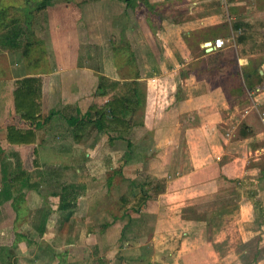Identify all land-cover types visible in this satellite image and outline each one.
Here are the masks:
<instances>
[{
	"label": "crops",
	"instance_id": "obj_1",
	"mask_svg": "<svg viewBox=\"0 0 264 264\" xmlns=\"http://www.w3.org/2000/svg\"><path fill=\"white\" fill-rule=\"evenodd\" d=\"M69 2L71 4H68V13H72V17L69 16L70 21L67 24L68 37L60 31L65 22H58L59 26L41 22L45 27L48 25V33H44L45 29L40 26V32L34 33V38L43 42L46 52L41 64L27 67L20 51L7 48H3V51L0 46V55L6 58L4 66L0 64V150L21 151L24 167L32 172L35 179H39L37 171L40 172L44 164L51 165L54 169L67 166L58 175H61L60 177H51L47 182H42L41 192L28 190L16 197L14 203L12 199L0 203V235L5 234L9 227L14 234H21L22 238L25 237L36 247L33 253L20 252L23 256H19L12 249V237H7V243L3 242L0 246H8L14 251L12 264H100L101 257L96 260L92 257L89 260L83 255L87 248L89 250L92 248L95 253L99 252L96 241L93 243L94 246L88 242L89 239L86 237L90 234L101 236L107 243V249L109 246H115L114 249L117 247L118 238L124 227V223L117 225L118 221L123 220L118 215V198H114L110 204L112 210L108 208L109 201L104 203V198H97L92 194L91 176L93 172L98 173L103 167L101 162H98L99 157H104L107 161L109 157H119L120 164L117 167L110 165V162L107 164L106 170L108 172L111 170L112 174L114 169L122 167V155L126 152L122 147L123 140L114 138L111 141L109 135L95 131L76 142L69 132L66 120L62 117L69 114L74 117L80 114L85 116L91 105L100 106L108 100V95L96 96L93 93L101 76L106 77L109 82L115 81L121 85L136 82L139 86L140 82L143 86L141 92L144 103L138 110L145 112L142 118L143 126L148 129L156 144V151L150 154L153 161H156L152 162L153 169L160 163L163 169L166 167L169 171L170 165L172 168L180 163L186 165L183 157L191 156L190 165H195L194 157L199 160L204 158V166L210 168V164L216 165L218 167L216 174L224 177V173L235 174L234 170L240 167V163L245 166L244 163L252 156L251 154L261 155L262 153L259 155L256 153L259 147L264 146L261 136L264 130L262 111L264 89L258 86L264 81V0H226L225 3L220 0H135L130 6L124 0H69ZM218 4L223 7L226 14L221 12ZM54 9H58V6L52 0L51 6L39 12L48 13ZM71 9L74 11L71 12ZM34 17L36 18V15ZM38 21L37 16L35 22L38 24ZM224 24L227 27L226 36H223ZM54 26L57 32L50 30ZM216 38H223L225 46L206 52L203 48L204 43ZM75 42L77 44L73 46ZM57 45L63 46V49H58ZM195 46L199 48L196 54H193ZM228 49L232 51V56L229 58V68H226L227 65H224L223 61L225 54L222 52ZM215 54L217 58H213ZM230 65H234L238 70L231 73ZM189 67L193 70H188ZM128 69L131 71L128 72ZM224 70L228 71L227 77L237 79L230 84L222 83L220 80L210 81L212 76L217 73L222 75L220 71ZM32 74L43 78L42 117L33 124L36 141L34 144L8 147L6 139L8 125L15 124L21 127L23 124L22 122L18 124L14 112L12 92L15 81ZM189 77L195 78V81L189 80ZM146 79L148 80L145 89ZM253 81L255 85L250 88L249 84ZM248 89H257L258 96H252L251 102H254V105L249 110L246 108L242 119L246 126L241 125L238 132L227 136L229 131L223 134L213 122L203 120L208 110L215 112L219 118L222 97L227 99L226 96H229V100L232 98L230 103L232 106L243 105L240 101L245 98L244 94L249 91ZM109 92L113 93V90ZM215 94H218L217 97ZM162 97L165 103L160 104ZM58 110L62 111V116L57 113L49 116L50 112ZM249 111L253 113L251 115L254 118L250 117ZM183 120L185 128L181 127L184 124ZM177 125H180V129ZM257 127H260L259 131L252 132ZM195 130L199 134L198 138L193 135ZM255 137L258 139H252ZM178 141L181 143L180 153L176 151L180 145L177 146ZM258 141L262 145L255 147ZM193 147L199 152L188 153L187 151ZM219 154L224 158L220 162L215 160L216 157H220ZM0 156L3 158L5 154L0 152ZM206 156H212L214 160L211 159V162ZM157 158L162 160L157 161ZM167 169L160 175L162 178L168 173ZM263 172L264 169L260 166L244 167L239 177L246 179L248 176V180L257 183L254 185L251 182L245 187L246 195L252 193L248 189L256 188L257 185V189L260 188L258 177H262ZM81 176L86 177L90 184L83 182ZM69 184L77 186L74 188L75 197L64 200V203L72 207L66 211H59L58 194L62 187H68ZM166 191L165 186L162 193ZM162 193L156 198H160ZM156 198L147 205L152 202L156 204ZM244 199L246 213L252 216L253 212L250 210L256 197ZM19 200L23 203L22 206L16 204ZM12 206L16 207L13 209ZM38 206H45L51 210L45 219L44 231L39 235L31 226L34 232L25 233L26 223L34 218L32 214L24 211L37 209ZM106 214L111 219L106 217ZM41 217L40 213L35 225ZM96 218L102 222L93 224ZM3 220L8 221L4 230ZM183 224L189 227L187 223ZM93 226L94 229L91 228ZM199 230L202 232L201 227ZM77 244L79 245L77 252L80 255L76 257L73 255L75 249L73 251L72 249L77 247ZM50 252L51 258L48 255ZM86 255L92 256V250ZM109 264H113V261Z\"/></svg>",
	"mask_w": 264,
	"mask_h": 264
},
{
	"label": "rangeland",
	"instance_id": "obj_2",
	"mask_svg": "<svg viewBox=\"0 0 264 264\" xmlns=\"http://www.w3.org/2000/svg\"><path fill=\"white\" fill-rule=\"evenodd\" d=\"M40 1L42 0H0V20L2 19V22L7 25V21L9 20L7 19V8L11 7L12 11H15L12 16L21 21L27 32H40L42 28L45 29L43 31L44 33H48V25L45 27L41 25V22L52 23L56 26H59L58 22H65L63 23L64 27H62L60 31L65 33V37H68L69 29L67 24L70 21L69 16L72 17V13H68V4H71L69 0H53V3L58 6V9H54L53 11L49 10L48 13L39 12L40 10L38 11V3ZM217 6L223 14H226L222 9L223 7L219 4ZM28 10H31V18H29V16L26 17L30 14L27 12ZM73 11L74 9H71V12ZM35 15L36 18L37 16L39 18L38 24L35 22ZM258 15L257 13L256 16ZM33 17L35 19H33ZM224 25L225 33H223V36H226L227 27L226 24ZM56 26L50 28V30L52 32H57ZM257 38H259V36H257ZM48 43L50 44L49 40ZM75 44H77V42H75L73 46ZM48 47L50 48V45H48ZM56 47L58 49H63V46L57 45ZM195 47L193 54H196L199 48V46ZM78 50H80V48ZM222 53L225 54L224 56L222 55L224 57L223 61H225L224 65H227L226 68H229L228 63L230 62L229 58L232 56V51L228 49V51ZM5 60V56L1 54L0 64L4 66ZM188 70H193V68L189 67ZM230 70L231 73H233L238 69L234 65H230ZM130 71L131 70L128 69V72ZM220 73L222 75H218L217 73L210 78V81L219 82L220 80L222 83L230 84L237 79V77L235 80L232 76L227 77L228 71L226 72L224 70L222 72L220 71ZM188 79L195 81L193 77H189ZM147 80L148 79L145 80V89L147 87ZM230 80L231 82H229ZM253 83V85H255V81H253ZM258 86L264 89V81L258 84ZM138 87L140 91L143 89L140 82ZM257 89H248L249 91H244L245 98L241 101L239 100L243 105H238L239 107L230 104L232 98L229 100V96H226L227 99L222 97L221 109L218 111L220 112V119L216 116L215 112L208 110V114L203 120L213 122L223 134L229 131L227 136H231L233 132H238L237 130H239L241 125H243V127L246 126L244 123L245 121L242 120L243 115L247 110L246 108L249 110V108L254 105L251 99L252 96H258ZM112 90L114 93L116 89L114 88ZM93 93L95 94L96 91L94 90ZM107 95L110 97L112 92H109ZM217 95L218 94H215L214 96L217 97ZM161 100L162 102L160 101V104L165 103L163 97ZM59 101H61V98ZM262 111H264V105H262ZM144 113L145 112L142 113L141 109L137 110L136 114H134L136 122L141 121ZM251 114L253 113H250V117H252ZM160 116H162V114ZM162 120L165 121V119ZM182 123L184 124L181 125V127L185 128L186 125L184 120ZM179 126L178 128L180 129ZM259 129L260 127H257V129H253L254 131L252 132H258ZM147 130L145 126L136 123L132 126L131 130L126 133L125 139L132 143V153H128L130 158L129 162L128 164H123V168L120 169V174L112 175V173H110L111 170L109 172L106 170L109 162L113 167H117L120 164L119 157H109L108 161L106 158L104 159V157L98 158V162H101L103 167L100 168L101 170H98L99 172L97 171L98 173L93 172L91 176V178H93L91 182L93 189L92 194L97 198H104V203L109 201L107 202L109 205L108 208L112 210L110 204L114 201L113 199L118 198L122 193H127L129 190L128 182L123 180L122 176H131L139 180L146 178L154 181L164 179L167 191L164 194L161 192L162 194L160 195L162 197L156 198V204L152 202L150 205H147L137 216L134 215L131 219L125 218V220L118 221L117 225L119 226V223H124V227L115 249V246H109V249H107V243L101 236L90 234L93 236L89 235L86 237L87 240L89 239L88 242L90 244H93L95 241L98 243L99 252L95 253L92 248L90 250L87 248L83 254L84 257H87L89 260L92 257L93 260L101 257L102 263L100 264H107V262L109 264L111 261H113V264H264V205L262 204L264 203V190H262V188H264V172L262 177H258V184L261 185L260 188L257 189V185L256 188L248 189L249 192H252L250 195L248 193V195L245 194L247 192L245 187L250 185L253 181L248 180V176L246 179H244V177L241 178V176L239 177L245 166H260L264 169V153H260L261 155H259L257 152L256 154L259 156L251 154L252 156L244 163L246 164L245 166L240 163V167L238 166V168L234 170L236 171L235 174L224 173V177H219L216 174L218 168L216 165L210 164V168L207 165L204 166V158V160H199V158L197 159L194 157L193 163H195V165H190L191 156L186 158L183 157L186 165L185 163H180L173 166V168L172 165H170L171 167H169L171 170L169 169V171L166 167L163 169V165L160 163L153 169L152 162L156 161H153L150 154L156 151V144ZM193 135L198 138L199 134L197 130L193 132ZM252 139L257 140L258 138L255 137ZM178 145L179 147H176V151L180 153V141H178L177 146ZM259 145H262V143L258 141L255 147ZM122 147L124 152L126 151L127 153V142L124 140L122 142ZM262 147L263 145L259 147L258 151ZM118 149H120L119 145ZM185 150H187V148H185ZM187 152L197 153L199 151L196 147H193ZM219 155L220 157H216L215 160L220 162L223 157L221 154ZM122 157L124 158L125 156L122 155ZM206 157L209 158V161L213 159L212 156ZM158 160L162 159L157 158V161ZM221 162L223 164L225 163V161ZM166 169L168 173L165 175V178H162L160 175H162ZM81 179L84 180L83 182H86L87 185L90 184H88L86 177L81 176ZM253 183L254 185L257 184L256 182ZM250 196L256 197L253 208L250 210L251 213L253 212L252 216H250L251 214L247 215V208H245L243 201L244 197ZM157 197H159V195H157ZM16 204L22 206L23 203L19 200ZM40 207L38 206L37 209H26L24 211L27 214H32L34 218V220H28V223H26L25 228H27V230L25 233L34 232L30 227L40 216L38 211ZM9 210L11 211V208ZM106 217L111 219L108 214H106ZM98 221L97 218L94 219L93 224ZM100 222L102 221H99V223ZM183 222L187 223L189 227H186ZM7 223V220L2 221L3 230L7 227ZM198 226L202 228V232L199 230L200 227L197 228ZM91 228L94 229V226ZM197 229L199 231H197ZM15 235L16 234L10 231L8 227L5 234L0 235V245H2L3 242L7 243V237H12V249L19 256H23L20 252H34L36 248L35 244L32 242L29 243L25 237H21V234ZM34 236L36 235L34 234ZM92 246H94V244ZM87 247H89V245H87ZM78 248L79 245L77 244V247L75 246V248L72 249V251L75 249L73 255L75 254L76 257L80 255L77 252ZM91 250L92 256L90 255L89 257L86 254ZM3 254L4 252L1 253V255ZM1 263L2 262H0V264Z\"/></svg>",
	"mask_w": 264,
	"mask_h": 264
},
{
	"label": "trees",
	"instance_id": "obj_3",
	"mask_svg": "<svg viewBox=\"0 0 264 264\" xmlns=\"http://www.w3.org/2000/svg\"><path fill=\"white\" fill-rule=\"evenodd\" d=\"M51 1L52 0L40 1L38 3V11L46 9L47 6H51ZM124 1L130 6L135 0ZM14 12L15 11H12L11 7L7 8V19H9L7 25L2 22V19L0 20V46L2 49L7 48V50L20 51L27 67L39 65L42 63L41 59H44L46 56L43 42L34 38V33L25 30L21 21L12 16ZM27 12L30 13L31 10ZM30 15H32V13L28 14L26 17L29 16V18H31ZM216 55L217 54H215L213 58H217L218 56L216 57ZM42 84V76L33 74L24 76L15 81L12 92L14 112L17 116L18 124L21 122L23 124H21V127L15 124L8 125L6 130L8 147H14L19 144L27 145L35 143L36 133L33 124L42 117ZM249 87L253 88V83H250ZM114 88H116L115 92L112 93L104 104L100 106L95 104L91 105L85 116L82 114L77 117L70 114L62 116L61 110L50 112L49 116L54 113L62 116L70 128L69 132L73 140L76 142L81 141L95 131L109 135V140L111 141L114 138H121L126 141L125 135L131 130L133 125L136 123L141 126L143 125L142 119L136 122L134 118V114H136L138 108L144 103L142 97L143 92L140 91L136 82H129L121 85L115 81L109 82L106 77L101 76L99 77L95 95H107L109 91ZM24 125L27 126L23 128ZM126 142L128 151L123 154V156H125L124 158L122 157L123 164H128L130 159L129 154L132 153V143L128 140ZM0 152L5 154L3 158L0 156V203L3 200L9 199H12V203H14L16 197L23 195V193L28 190L41 192L40 184L42 182H47L51 177H60L61 175H58L67 167L63 165L54 169L51 165L44 164L40 172L37 171V177L39 179H35L32 172L24 167L21 151L8 149L7 152L4 150H0ZM122 168L123 165L119 169H114L112 175L120 174V169ZM122 178L128 182L129 185L127 193H122L118 197V215L124 220L125 218L131 219L133 215L140 214L144 207L146 208L149 201L155 199L159 193L165 190L164 179L154 181L148 180V178L139 180L131 176H122ZM76 187V184H69L68 187H62L61 192L58 194L60 196V202L57 207L59 211H66V209L72 207L64 203V200L68 197H75L74 188ZM15 207L16 206H14V208ZM38 209L42 217L38 224H34L32 227L35 228L40 235L44 231L45 219L47 215L51 213V210L45 206ZM3 252L4 254L0 255L2 256L1 264H12L11 260L15 254L14 251L8 246H0V253ZM51 254L52 252L48 254L49 258H51ZM14 260L17 261L16 258Z\"/></svg>",
	"mask_w": 264,
	"mask_h": 264
},
{
	"label": "built area",
	"instance_id": "obj_4",
	"mask_svg": "<svg viewBox=\"0 0 264 264\" xmlns=\"http://www.w3.org/2000/svg\"><path fill=\"white\" fill-rule=\"evenodd\" d=\"M220 1H222L223 3L226 2V0H220ZM210 43H211V44H210L209 46H210L212 49H211L209 52H211V51H213V50L221 49V48H223V47L225 46V44H226L223 38H216V39H214L213 41H211ZM209 46H204V49H206V48L209 47ZM263 121H264V117H263ZM262 137H263V139H264V130H263ZM257 152H258V153H264V146H263L262 148H260L259 151L257 150Z\"/></svg>",
	"mask_w": 264,
	"mask_h": 264
},
{
	"label": "water",
	"instance_id": "obj_5",
	"mask_svg": "<svg viewBox=\"0 0 264 264\" xmlns=\"http://www.w3.org/2000/svg\"><path fill=\"white\" fill-rule=\"evenodd\" d=\"M210 44H211L210 41H208V42L204 43V46H209ZM211 49L212 48L209 46L205 50H206V52H209Z\"/></svg>",
	"mask_w": 264,
	"mask_h": 264
}]
</instances>
